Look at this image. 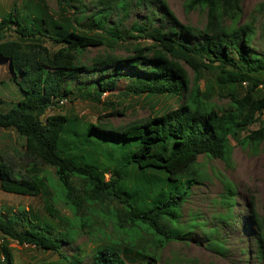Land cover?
<instances>
[{
    "label": "trees",
    "instance_id": "1",
    "mask_svg": "<svg viewBox=\"0 0 264 264\" xmlns=\"http://www.w3.org/2000/svg\"><path fill=\"white\" fill-rule=\"evenodd\" d=\"M62 1L65 6L60 12H65L70 0ZM241 2L184 0L186 11H206V24L195 33L177 21L166 0H92V10L91 5L88 10L79 3L77 12L64 21L50 17L42 0L37 3L26 0L22 9L13 8L14 12L0 21V59L8 61L21 98L5 110L0 106V127L13 128L24 138L25 155L33 163L28 164L30 175H23L1 159L0 189L32 197L51 191L52 205L48 210L51 217H55L58 211L55 206L61 203L82 228L90 219L75 216L80 201L72 179L83 180L82 199L86 203L93 205L110 198L122 205L121 213L110 209L108 218H112L123 237L97 245L88 264H139L134 257L124 256L130 249H136V256L145 260L142 264H157V256L151 249L138 246L141 238L150 235L155 247H162L186 238L195 227L203 225L197 214L188 222L179 223L182 204L192 186L208 178L204 164L197 163V159L219 158L228 164L232 138L254 124L258 129L250 131L244 143L253 148L264 146V97L256 96L258 87L264 86V51H255L251 46L252 31L238 24ZM135 6H145L148 14L143 21L133 20L126 29L124 22ZM112 16L115 18L110 20ZM226 19L230 21L228 25ZM32 20H40L44 27H37ZM131 31L146 34L152 45L135 47L124 58L106 54L94 58L88 66L80 62L79 55L90 46L104 45L105 36L124 41ZM181 33L193 34L195 41H185ZM44 37L60 46L49 56L32 50L37 47L47 52L40 44ZM203 53L210 62L218 63L220 84L248 85L242 97L231 96L226 109L215 108L201 95L198 67L192 56ZM178 59L194 68L192 83ZM81 76L89 85L88 89L80 88L81 98L98 99L102 93L116 90L119 81L126 79L125 89L135 95L171 94L181 102L176 108L118 128L98 122L85 125L64 115H46L43 119L48 109L70 93L73 80ZM239 139L236 141L243 143ZM100 158L111 165L108 179L105 171L98 170ZM219 180L223 188L219 202L226 206V213L220 214L219 219L229 221L233 218L237 191L222 174ZM250 212L255 233L254 256L260 261L264 259V216L258 217L253 209ZM61 217L67 223L59 224L62 228L57 231L30 208L0 212V234L21 246L58 252L65 261L63 264H83V258L77 254L68 257L59 250L63 242L74 240L70 219ZM210 232L217 234V229ZM214 244L222 251L227 250L222 243ZM3 252L6 264H14L10 250L4 247ZM34 264L61 263L39 260Z\"/></svg>",
    "mask_w": 264,
    "mask_h": 264
},
{
    "label": "rangeland",
    "instance_id": "2",
    "mask_svg": "<svg viewBox=\"0 0 264 264\" xmlns=\"http://www.w3.org/2000/svg\"><path fill=\"white\" fill-rule=\"evenodd\" d=\"M35 3L39 0H31ZM92 0H70V7L65 12H60L64 1L62 0H42L44 8L50 17L64 21L71 18L72 13L77 12L79 3L89 7ZM94 1V0H93ZM171 13L181 25L188 26L192 32L200 31L206 24V11L192 9L186 11L184 0H166ZM26 0H0V21L8 13L14 12L13 8L22 9ZM241 14L238 24L248 26L253 33L251 46L256 52L264 51V0H242L240 3ZM92 10V5H91ZM148 9L145 6H135L131 10V15L124 22V28L129 27L133 20L143 21ZM112 16L110 20L114 19ZM37 27L43 26L40 20H32ZM229 19L225 24H229ZM32 24V25H33ZM12 28L14 29V25ZM86 31L87 27H78ZM9 35L16 36L14 32ZM193 35V34H192ZM180 34L181 38L193 43L195 38ZM152 39L146 34L130 32L124 41H115L105 36V44L102 46H90L79 55V60L86 66L93 62L94 58L105 57L106 54H114L120 57H127L133 53L135 47H148L152 45ZM42 46L47 49L43 53L40 48L34 47L32 50L38 55L49 56L60 47L44 37ZM37 55V56H38ZM198 67L197 82L203 99L213 103L215 108L226 109L230 103L231 96L242 97L248 87L246 82L234 85H223L217 81L218 63L210 62L206 54L203 56H192ZM181 65L187 70L190 83L194 80L195 70L184 59H178ZM9 63L7 60L0 59V106L5 110L11 103L21 98L18 86L13 82ZM264 78V76H263ZM127 80L122 79L118 83L116 90L102 93L98 99L81 98V89H88L87 79L81 76L74 79L71 84L70 93L58 102V105L47 110L46 115H64L74 117L79 123L90 125L93 123H105L111 127H121L123 125L145 120L164 111L176 108L181 100L176 95H135L128 92L125 88ZM83 87V88H82ZM81 88V89H80ZM256 96L264 97V86L260 85ZM258 125L247 126L240 131L236 138H232L231 159L226 164L222 159H208L200 156L197 163H203V171L208 175L207 179L196 182L188 198L182 204L179 223L184 224L190 220L192 215L197 214L203 225L197 226L184 239L173 240L162 247H155L153 238L145 235L138 241V246L149 248L157 256V264H264V259L257 260L254 256L256 245L254 227L250 224L249 214L253 209L258 217L264 216V146L259 144L257 148L244 143V138L252 130H257ZM239 137L242 142L236 141ZM24 138L19 136L13 128L0 127V160L8 162L15 171L23 175H30V163H33L30 156L24 152ZM31 161V162H29ZM39 165L38 163H34ZM111 168L109 161L100 158L98 170L105 171V178L108 179ZM99 170V171H100ZM221 173L230 180L236 191L235 204L232 206L233 218L229 221L219 219L220 214L226 213V206L219 202L220 195L223 193L222 184L219 180ZM72 183L79 194L80 208L76 217L82 216L90 219L88 225L80 228V223L75 220L71 211L63 204L57 203L55 206V217L48 213L50 210L52 192L40 196H23L4 192L0 189V212L17 211L18 208L33 209L44 221L54 225V230L61 229L59 224L65 225L66 218L70 219L71 230L74 240L71 243L63 242L60 252L64 256L77 254L82 257V263L88 264L95 247L100 244L109 243L123 237L117 229L112 218H108L109 210L113 209L122 212V205L117 199H103L93 205L86 203L82 199L84 181L73 178ZM50 197V198H49ZM72 209V208H70ZM61 215V216H60ZM211 229H217V234L210 235ZM214 242L224 244L226 251L218 249ZM7 247L11 254L14 264H34L39 260L54 261L61 264L64 259L58 252L40 250L30 245H19L3 237L0 234V264H6L3 248ZM79 253V254H78ZM124 256L134 257L136 263L142 264L145 260L136 256V249L127 250ZM150 261V260H149ZM245 261V262H244ZM151 262V261H150ZM247 262V263H246ZM67 264V262H66Z\"/></svg>",
    "mask_w": 264,
    "mask_h": 264
}]
</instances>
